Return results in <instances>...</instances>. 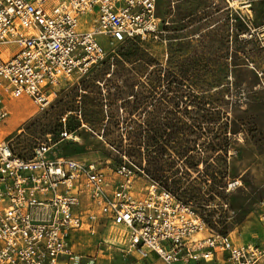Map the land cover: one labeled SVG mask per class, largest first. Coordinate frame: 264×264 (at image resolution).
Wrapping results in <instances>:
<instances>
[{
	"label": "rangeland",
	"instance_id": "obj_1",
	"mask_svg": "<svg viewBox=\"0 0 264 264\" xmlns=\"http://www.w3.org/2000/svg\"><path fill=\"white\" fill-rule=\"evenodd\" d=\"M227 12L223 0H158L161 40L117 47L85 76L63 84L43 111L30 99L13 101L2 137L26 159L51 139L59 156L107 171L129 162L146 177L151 152L160 174L172 177L168 192L192 205L215 232L264 247V0L254 7L259 31L250 41L241 38L245 25ZM88 24L82 17L80 30ZM209 111L213 122L200 124ZM66 116L72 139L62 141ZM170 119L187 128L170 127ZM145 133L175 143L162 155L144 147L142 155L126 156L122 149L145 141ZM226 137L227 153L213 147L225 145ZM187 141L195 151L183 155L178 144ZM103 235L82 233L76 251L94 257V264L135 263L119 247L103 244Z\"/></svg>",
	"mask_w": 264,
	"mask_h": 264
},
{
	"label": "built area",
	"instance_id": "obj_2",
	"mask_svg": "<svg viewBox=\"0 0 264 264\" xmlns=\"http://www.w3.org/2000/svg\"><path fill=\"white\" fill-rule=\"evenodd\" d=\"M259 1L223 0L246 26L245 41L258 35ZM85 16L89 24L81 31ZM164 33L158 0H0V128L13 101L30 99L43 111L63 84L85 76L117 47ZM62 122L61 140L72 139L67 116ZM54 147L48 139L26 159L0 133V264H94L76 251L77 237L102 232V243L112 245L106 242L111 229L127 233L119 249L134 264H149L152 256L161 264H264L263 246L213 231L131 163L107 171L59 156Z\"/></svg>",
	"mask_w": 264,
	"mask_h": 264
},
{
	"label": "trees",
	"instance_id": "obj_3",
	"mask_svg": "<svg viewBox=\"0 0 264 264\" xmlns=\"http://www.w3.org/2000/svg\"><path fill=\"white\" fill-rule=\"evenodd\" d=\"M228 14L227 15H229L230 17H232L235 21H240V20H238L231 12H227ZM240 24H243L241 21H240ZM244 25V24H243ZM246 27V26H245ZM150 41H152L153 39H149ZM159 40H161V38L159 39ZM146 41V40H145ZM154 41H157V40H154ZM141 42L142 41H140V40H137V41H135V42H132V43H130V44H127V45H131V44H141ZM171 105V104H170ZM202 111V110H201ZM205 111V109L203 110V112ZM212 111V110H211ZM169 116L171 117V114H169ZM210 116V117H209ZM212 118H213V114L209 111V112H207V114L206 115H203V116H200V124H204V123H212L213 121H212ZM170 121V127L172 126V124H171V119L169 120ZM148 127H150L151 128V125L150 124H148L147 125ZM187 128V127H181V126H179V125H174V126H172V128ZM195 127L193 126V127H188V131L189 132H193V129H194ZM186 132H187V130H186ZM146 135H145V141H139L140 143H138L137 141H136V143H132V144H130L129 146H128V148H126V149H122V152H124L125 153V155L127 156H129V157H135V156H140V155H142L141 154V151H140V149L141 148H144V147H146L147 149H150L151 147L152 148H154L155 147V153L157 152V153H159L160 151H161V155L164 153V150L166 151V150H169V147H170V145H172V144H174L175 142L172 140V141H170V143H168V142H165V143H159V142H157V141H155V140H153V138L154 137H156L157 138V135H155V134H153V135H151L150 133H145ZM204 135V134H203ZM223 141H224V139H223ZM225 145H224V142L223 143H221L220 145H213V143H212V145H213V147L215 148V147H219L220 149H221V151H223V152H225V153H227V151H226V149H227V137L225 138ZM194 142H190V141H187L185 144H182V143H180V144H178V148H177V151H180L179 153H181V154H187V155H189L190 153H192V152H194L195 150L192 148V144H193ZM194 145V144H193ZM172 149H175V147H172ZM215 150V149H214ZM181 154H176V158L178 159V160H180L181 159V157H182V155ZM148 159H150V161H149V164H150V168H148V169H145L144 171L146 172V174L152 179V180H150V178H149V180L151 181V182H153V183H155V184H157L161 189H164V190H166V191H168L167 189L168 188H170V186L168 185V183H169V180L172 178V177H169V176H167L166 174H160L161 173V171H160V169H159V164L156 162V158L157 157H155V156H151V152H149L148 153ZM189 157V156H188ZM172 164L174 163V162H171ZM167 167H169V168H171V172L173 171V166H167ZM152 168H156V170L155 171H153L154 169H152ZM177 172V171H176ZM175 172V173H176ZM176 174H178V172L176 173ZM181 185V183L179 182V181H175V183H174V185ZM177 200H179V201H181V202H183L184 204H186V205H188V206H190V207H192L193 208V206L192 205H190L188 202H185V201H183V200H181V198H180V196L179 195H177V194H172ZM194 209V208H193ZM202 216V215H201ZM203 217V216H202ZM203 219L205 220V218L203 217ZM205 222H206V224L209 226V228H211L213 231H214V225L211 223V222H208V220H205ZM220 234H223V235H227V234H229V233H220Z\"/></svg>",
	"mask_w": 264,
	"mask_h": 264
},
{
	"label": "bare ground",
	"instance_id": "obj_4",
	"mask_svg": "<svg viewBox=\"0 0 264 264\" xmlns=\"http://www.w3.org/2000/svg\"><path fill=\"white\" fill-rule=\"evenodd\" d=\"M106 242L121 248L122 246L126 245L127 233L124 230L111 229L108 232Z\"/></svg>",
	"mask_w": 264,
	"mask_h": 264
},
{
	"label": "crops",
	"instance_id": "obj_5",
	"mask_svg": "<svg viewBox=\"0 0 264 264\" xmlns=\"http://www.w3.org/2000/svg\"><path fill=\"white\" fill-rule=\"evenodd\" d=\"M264 215V214H263ZM149 264H161L156 256L150 258Z\"/></svg>",
	"mask_w": 264,
	"mask_h": 264
}]
</instances>
